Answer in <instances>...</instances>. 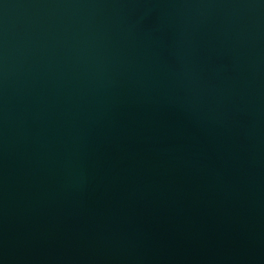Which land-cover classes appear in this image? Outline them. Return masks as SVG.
<instances>
[{"label":"water","instance_id":"obj_1","mask_svg":"<svg viewBox=\"0 0 264 264\" xmlns=\"http://www.w3.org/2000/svg\"><path fill=\"white\" fill-rule=\"evenodd\" d=\"M0 264H264V0H0Z\"/></svg>","mask_w":264,"mask_h":264}]
</instances>
